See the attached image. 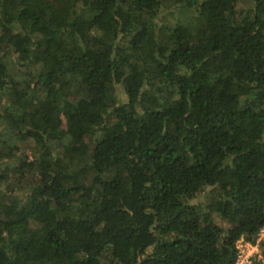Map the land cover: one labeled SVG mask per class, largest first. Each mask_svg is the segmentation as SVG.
Returning <instances> with one entry per match:
<instances>
[{
  "label": "trees",
  "instance_id": "trees-1",
  "mask_svg": "<svg viewBox=\"0 0 264 264\" xmlns=\"http://www.w3.org/2000/svg\"><path fill=\"white\" fill-rule=\"evenodd\" d=\"M263 228L264 0H0V264H236Z\"/></svg>",
  "mask_w": 264,
  "mask_h": 264
},
{
  "label": "built area",
  "instance_id": "built-area-1",
  "mask_svg": "<svg viewBox=\"0 0 264 264\" xmlns=\"http://www.w3.org/2000/svg\"><path fill=\"white\" fill-rule=\"evenodd\" d=\"M264 239V228L260 231V234H259V238H258V245H257V248L259 249V245L261 243V241ZM242 243L244 244V241L242 240ZM246 244H244V247L243 246H239L238 245V255H237V263L236 264H252V259H250V255L248 256L247 255V252L245 249H248V246H245Z\"/></svg>",
  "mask_w": 264,
  "mask_h": 264
},
{
  "label": "rangeland",
  "instance_id": "rangeland-1",
  "mask_svg": "<svg viewBox=\"0 0 264 264\" xmlns=\"http://www.w3.org/2000/svg\"><path fill=\"white\" fill-rule=\"evenodd\" d=\"M198 200H200V198L198 199ZM202 200V199H201ZM218 223H220V221L218 220ZM257 243H258V240H257ZM256 243V244H257ZM262 243H264V239L261 241V243H260V246H259V249L257 248V245L255 244V245H253V244H251V243H248V242H244V244H246L245 246H248V249H245L246 250V252H247V255L249 256L250 255V259H252V258H254L256 255H258L257 256V258L258 259H262L263 258V255H262V253H263V248H262ZM244 244L242 243V240L240 241V242H238V245L239 246H243V248H245L244 247ZM259 264H264V261L262 262V263H259Z\"/></svg>",
  "mask_w": 264,
  "mask_h": 264
}]
</instances>
